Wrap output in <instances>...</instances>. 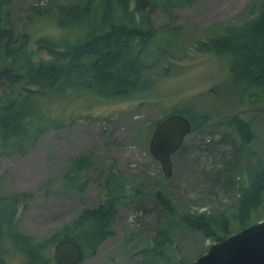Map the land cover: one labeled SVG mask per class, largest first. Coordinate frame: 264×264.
<instances>
[{
	"label": "rangeland",
	"instance_id": "obj_1",
	"mask_svg": "<svg viewBox=\"0 0 264 264\" xmlns=\"http://www.w3.org/2000/svg\"><path fill=\"white\" fill-rule=\"evenodd\" d=\"M84 1L13 0L7 11L15 28L26 27L34 38L59 37L68 28L48 17L49 7ZM260 1L195 0L175 8L174 16L155 7L152 18L157 28L181 25L183 31L176 47L166 52L151 73L176 64L169 72L161 71L150 88L119 98L78 86L46 95L41 106L49 118L62 124L48 128L25 152L3 146L0 157V197L22 195L15 219L20 230L43 239L73 221L84 207L97 205L113 167L128 196L112 221L114 232L81 264H184V260H194L215 238L184 223L181 216L188 212L213 217L224 212L231 215L230 233L237 232L241 227L236 219L239 186L250 181L253 167L256 171L264 166V100L244 107L240 91L232 86L230 57L202 51L196 42L221 34L228 24H242L249 8ZM5 89L0 86V98ZM187 104L211 113V119L241 111L252 120V142L241 146L236 130L227 126L194 131L185 138L184 150L173 155V174L166 176L150 152L151 134L165 108L169 112ZM236 147L244 150L230 170L231 181H226L224 160L234 159ZM87 152L95 162L88 169V188L81 192L66 186L63 178L74 158ZM158 191L170 199L176 212L172 240L156 254L150 247L167 222L166 207L155 198ZM259 218H264V202L254 211L251 224ZM17 249L5 255L0 250V260L23 264L24 253Z\"/></svg>",
	"mask_w": 264,
	"mask_h": 264
},
{
	"label": "trees",
	"instance_id": "obj_2",
	"mask_svg": "<svg viewBox=\"0 0 264 264\" xmlns=\"http://www.w3.org/2000/svg\"><path fill=\"white\" fill-rule=\"evenodd\" d=\"M194 1L58 2L49 7L47 15L58 26L68 28V32L59 37L34 38L26 27L15 28L7 11L13 0H0V86L6 87L0 98L2 148L9 146L15 152H25L48 128L62 124L60 120L49 118L44 106H41L42 99L52 92L78 86L92 89L100 95L119 98L150 88L161 71L169 72L176 64L171 62L167 67L151 73L157 70L166 52L176 47L183 31L181 25L157 28L152 18L153 8L157 7L169 16H174L175 8ZM222 31L209 40L199 39L196 48L230 57L234 76L232 86L240 91L244 107L262 102L264 0L249 8L242 24H228ZM170 109L169 112L166 108L162 111V117L156 121V125L166 116L179 113L191 120L192 132L227 126L236 130L241 146L253 140L252 120L241 111L211 119V113L204 109L198 110L195 104ZM182 148L178 152L184 150ZM242 150L243 147H236L232 154L234 159L224 160L227 166L226 181H231L233 176L230 170L234 168L233 163L239 160ZM93 159L90 152L74 158L63 178L66 186L85 192L89 185L88 169L95 162ZM261 168L255 171L253 167L250 181L247 184L242 182L239 186L236 213V219L241 224L239 230L251 224L254 211L264 202V166ZM232 183H236L234 179ZM125 190L122 177L111 167L103 186V196L97 205L84 207L73 221L43 239L23 233L16 225L22 195L1 196V253L5 255L8 250L18 248L25 256L23 264H57L54 245L61 239H73L80 244L85 257L93 255L114 232L112 221L118 213L119 204L128 196ZM155 198L166 207L167 213V222L150 247L157 254L172 240L170 234L175 224L173 215L176 208L162 191H158ZM230 219L231 215L224 212L214 217L204 212H188L181 216L184 223L200 230L205 236L214 237L215 241L231 234ZM0 264H4L3 260H0Z\"/></svg>",
	"mask_w": 264,
	"mask_h": 264
},
{
	"label": "water",
	"instance_id": "obj_3",
	"mask_svg": "<svg viewBox=\"0 0 264 264\" xmlns=\"http://www.w3.org/2000/svg\"><path fill=\"white\" fill-rule=\"evenodd\" d=\"M192 129L191 120L179 113L166 116L156 125L150 139V152L160 162L166 176L173 174V154L182 147ZM2 155L0 141V157ZM53 251L57 264H81L85 258L82 247L73 239H61ZM184 264H264V219L212 243L205 253Z\"/></svg>",
	"mask_w": 264,
	"mask_h": 264
}]
</instances>
